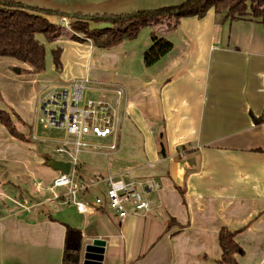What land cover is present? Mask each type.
Masks as SVG:
<instances>
[{
  "label": "crops",
  "instance_id": "crops-1",
  "mask_svg": "<svg viewBox=\"0 0 264 264\" xmlns=\"http://www.w3.org/2000/svg\"><path fill=\"white\" fill-rule=\"evenodd\" d=\"M13 1L66 13L69 17L44 16L66 26L75 14H129L185 0ZM224 15L210 10L202 19H183L173 31L160 29L157 35L170 40L173 49L151 67L143 61L151 28L110 50L66 34L51 45L63 50L62 71L56 74L48 72L46 62L44 73L23 75L27 65L0 57V97L7 104L0 102V109L14 110L35 141L63 142L38 135L45 91L52 94L83 80L123 89L115 160L105 164L103 156L109 154L101 152L112 137L100 139L108 145L93 143L96 151L79 156L107 168L108 177H114L112 168L126 165V173L118 175L155 185L144 188L151 211L135 214L128 206L129 215L121 219L107 206L108 177L98 173L100 180L81 182L90 186L77 194L88 208L79 212L65 197L55 200L68 189L51 190L62 175L49 166L55 160L51 149L22 143L0 123V264H62L65 224L83 233L81 264L85 247L95 240L106 243L103 264H216L224 227L238 231L236 242L244 251L238 264H264V124L252 120V115L264 117V27L249 19L224 21ZM37 39L46 47L42 35ZM116 89L111 95L117 103ZM98 198L103 205L95 203Z\"/></svg>",
  "mask_w": 264,
  "mask_h": 264
},
{
  "label": "trees",
  "instance_id": "trees-1",
  "mask_svg": "<svg viewBox=\"0 0 264 264\" xmlns=\"http://www.w3.org/2000/svg\"><path fill=\"white\" fill-rule=\"evenodd\" d=\"M210 10L225 13L224 21L249 19L258 21L264 27V0H185L179 5L158 9L141 10L120 15L75 14L71 25L69 39L79 43H91L92 46L110 50L123 42L138 38L145 28H151V46L143 56L144 65L151 67L173 49V43L166 37L158 36L160 29L173 31L185 18H204ZM69 17L58 10L29 6L13 0H0V57L15 59L29 67L20 70L25 74H41L46 71V48L37 35H42L48 43L58 41L64 34L62 26L49 22L44 16ZM106 23L105 28H94L92 23ZM63 50H52V57L57 71H62ZM11 112V111H10ZM22 124L18 129L12 116ZM255 125L264 124V117L252 115ZM0 123L8 133L22 143H29L32 136L31 127L13 111L0 109ZM25 128V130H23ZM27 130V131H26ZM65 226L62 264H81L84 236L81 230ZM238 231L224 227L219 232V245L222 255L216 264H238L237 255H243V249L236 242Z\"/></svg>",
  "mask_w": 264,
  "mask_h": 264
},
{
  "label": "built area",
  "instance_id": "built-area-1",
  "mask_svg": "<svg viewBox=\"0 0 264 264\" xmlns=\"http://www.w3.org/2000/svg\"><path fill=\"white\" fill-rule=\"evenodd\" d=\"M88 80L77 81L72 85L61 88V92L54 95L50 94L48 106H53L54 109L43 108L41 114H46V118H42L41 122L55 129H63L66 137L63 139L62 147L57 149V152L69 153L66 149L72 143L76 146V156L74 164L71 163V171L68 175H60L52 184L51 190L55 188H67L66 196L55 195V200L63 197L66 198V203H72L76 206L79 212L87 213L88 208L83 203L78 201L77 194L85 193L90 185L80 183L75 180L76 173V158L81 151V147L88 146V143L83 140L84 137L96 139L114 138V142L109 146V149H116L115 136L119 124V103L125 91L121 88L114 90L117 97L116 105H112L106 101H87L85 99L86 91L85 84ZM58 102V106L54 104ZM55 108H58L56 110ZM55 113H52V112ZM73 136L74 139H70ZM117 177V179H115ZM116 177L109 176L107 178L108 189L106 191L107 206L121 219H125L129 214L128 206H132L135 214L139 212L148 213L151 211V202L144 193V188L152 190L155 185L153 182L142 183L128 181L124 174ZM93 185V183H91ZM97 205H103L104 200L96 199Z\"/></svg>",
  "mask_w": 264,
  "mask_h": 264
},
{
  "label": "rangeland",
  "instance_id": "rangeland-1",
  "mask_svg": "<svg viewBox=\"0 0 264 264\" xmlns=\"http://www.w3.org/2000/svg\"><path fill=\"white\" fill-rule=\"evenodd\" d=\"M75 20H69L68 22H66V26L65 25H60L63 27L64 29V34L62 36V38L68 37L66 34L71 35V25ZM64 24V23H62ZM106 26H108V24L106 23H100V25H98V27L100 28H105ZM42 39L45 41L46 43V49H47V58H46V62H47V67H48V72L52 69L53 70V74H56V72L59 71H54V61H53V57H52V50L53 47L51 46L53 43H48L45 38L42 36ZM83 44V43H82ZM85 44H88L87 42ZM66 55L68 56V53H66ZM68 60L72 61V57L71 54L69 52V56H68ZM13 67V71H17L16 67ZM61 73V72H60ZM23 74V73H21ZM25 74V73H24ZM23 74V75H24ZM85 87L88 89L86 91V95H85V99L87 101L92 100V101H106L111 103L112 105H116V99L113 95H111V91L112 89H116L115 86L109 85V84H103L101 82H95L93 81H88V83L85 84ZM42 88V84H40V86H36V91H40ZM59 92H61V90L55 91L54 95L58 94ZM42 105L39 108V131H38V135L41 137H48V138H53V139H64L66 137V133L63 129H55L49 126L44 125L41 122V119L43 118V116H46V114L42 115L40 112L43 108L46 109H54L53 106H48L47 107V102L50 100V92L49 91H45L44 95L42 96ZM0 102L4 103V105H7L6 102L2 99V97H0ZM125 105V100L124 98H121L120 100V104H119V108H120V119L122 120V116H123V108ZM56 110H58V108H55ZM8 110L11 114V112L13 111V113H16L14 110H12L10 107H8ZM7 110V111H8ZM6 111V110H5ZM11 111V112H10ZM17 114V113H16ZM18 115V114H17ZM12 119L17 127L18 125V120L14 117V115H11ZM46 118V117H44ZM43 118V119H44ZM26 124V123H24ZM27 127H30L29 125L26 124ZM119 129H118V133L120 136L121 135V127H122V122L120 124L119 122ZM25 130V128L23 129ZM27 131V130H26ZM70 139H74L73 136L70 137ZM83 140L85 142L88 143V146L86 147H81V152L84 151H96V148H94V146H92L93 143H103L104 145H108L109 144V140H100V139H96V138H91V137H84ZM108 143V144H107ZM26 145H29L30 147H34V148H48L51 149L50 155L53 159L57 160V161H62V162H67V163H73L74 164V157L76 156V146L74 143H72L71 145L67 146L66 149L69 151V153H58L57 152V148L58 147H62L58 146L57 144H50V143H46V142H40V141H35L33 140L32 136L30 138V142L29 143H24ZM118 148L120 146V141L117 142ZM103 154H109L108 157H104L106 162L105 164L109 163V162H113V160H115V157L113 156V151L110 149H103L101 151ZM76 165L79 168V170L76 171L75 173V180L78 184H80L82 181L84 183H90L91 181H96V180H100V176L98 173H102L104 176H106V178L108 177V171L107 168L105 169H99V168H95V166H93V164H89L88 162H86L83 158L82 155H78V157L76 158ZM124 165V163H123ZM126 165H124V168H120V170H114V168H112L111 171V175H114V177H116V175H118L121 171V173H126ZM98 174V175H97ZM117 179V177L115 178ZM92 194H94V189L91 191Z\"/></svg>",
  "mask_w": 264,
  "mask_h": 264
},
{
  "label": "water",
  "instance_id": "water-1",
  "mask_svg": "<svg viewBox=\"0 0 264 264\" xmlns=\"http://www.w3.org/2000/svg\"><path fill=\"white\" fill-rule=\"evenodd\" d=\"M71 19H73L71 17ZM58 106V102L54 104ZM52 113H55L54 111ZM49 166L63 175H68L71 171V163L52 160ZM106 243L102 240H95L84 249L83 264H103Z\"/></svg>",
  "mask_w": 264,
  "mask_h": 264
}]
</instances>
